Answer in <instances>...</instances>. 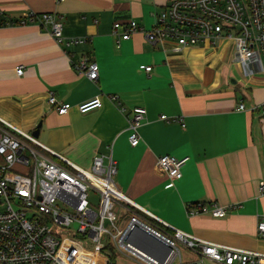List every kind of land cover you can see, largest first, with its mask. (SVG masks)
Returning <instances> with one entry per match:
<instances>
[{
	"label": "crops",
	"instance_id": "1",
	"mask_svg": "<svg viewBox=\"0 0 264 264\" xmlns=\"http://www.w3.org/2000/svg\"><path fill=\"white\" fill-rule=\"evenodd\" d=\"M167 2L0 0V14L7 19L18 20L28 11L52 12L61 17L65 37L86 39L66 46L37 22L0 24V117L31 134L42 122L36 138L83 168H91L97 154L105 156V163L112 155L115 180L129 204L157 216L163 222L145 212L165 229L264 252L257 230L264 212V118L253 110L261 103L256 92L264 73L246 74L238 62L231 66L230 43L177 49L173 40L149 41L142 30L118 42L114 22L135 19L150 28ZM85 54L99 64L97 80L74 67ZM142 64L153 68L146 71ZM232 78L237 82L229 87ZM239 89L249 94L239 97ZM51 92L59 102L72 104L66 113L48 101ZM95 96L103 105L80 112L78 105ZM242 100L245 109L238 107ZM137 105L147 113L138 126L140 142L132 145L129 122ZM0 126L7 127L2 121ZM42 152L62 161L56 153ZM163 154L189 156L180 178L160 169ZM212 201L235 207L223 216L189 211L190 202ZM122 206L124 221L132 212ZM96 264L145 263L121 253L111 262L104 253ZM174 264L221 263L182 246V260Z\"/></svg>",
	"mask_w": 264,
	"mask_h": 264
},
{
	"label": "built area",
	"instance_id": "2",
	"mask_svg": "<svg viewBox=\"0 0 264 264\" xmlns=\"http://www.w3.org/2000/svg\"><path fill=\"white\" fill-rule=\"evenodd\" d=\"M28 22H37L66 46L86 40L65 37L61 17L52 12L28 11L17 21L7 23ZM120 28L121 33L118 32ZM140 30L151 42L173 40L177 49L230 43L235 46V61L243 65L246 74L264 73V0H169L157 12L150 28L142 27L135 19L114 22L113 33L120 35L118 42ZM74 67L92 80L99 77V64L92 56H81L75 60ZM140 67L146 71L153 68L150 64ZM16 70L22 74L24 66L19 65ZM111 98L117 99V96ZM48 101L59 113H66L72 106L70 102H59L54 92L49 94ZM102 105L101 97L95 96L81 102L78 109L86 113ZM262 106L256 104L253 110ZM238 107L246 108L243 100ZM133 112L129 141L137 145L140 142L138 126L147 108L137 105ZM261 113L264 116V108ZM161 117L174 119L166 114ZM0 121L7 126H0V264H96L104 254L103 248L110 244L105 242L110 234L116 253L145 264L181 261L182 246L197 249L202 256L221 264H264V252L209 242L177 229L169 234L134 213L116 225L119 204L132 200L117 185V162L112 155L105 163V156L97 154L91 169L83 168L50 150L33 134L2 117ZM26 149L31 156L25 153ZM42 150L56 153L62 161L46 156ZM188 159L189 156L163 154L157 163L171 178L178 179ZM91 187L100 196L98 209L90 198ZM260 189L264 194V181ZM234 207L235 204L221 205L215 201L188 204L191 214L210 212L215 216L226 215ZM144 211L163 222L146 209ZM74 222L77 227H72ZM136 223L151 226L162 234L171 251L167 253V245L161 241L147 243L142 237L129 233ZM112 226L116 228L113 232ZM257 230L264 238V212Z\"/></svg>",
	"mask_w": 264,
	"mask_h": 264
},
{
	"label": "rangeland",
	"instance_id": "3",
	"mask_svg": "<svg viewBox=\"0 0 264 264\" xmlns=\"http://www.w3.org/2000/svg\"><path fill=\"white\" fill-rule=\"evenodd\" d=\"M235 46L233 45L232 46V51H231V54L229 55V60L228 62L230 63L231 66H234V63H236L235 61ZM230 85V86H229ZM228 86L229 87H234L236 84H233V83H230ZM239 92V97H242V96H246L249 94V90L248 89H242V90H238ZM256 95L259 97L261 103L260 104H257V105H264V84L260 86V88H258L257 92H256ZM264 107L262 106L259 110V112L262 111ZM264 118V116H263ZM258 123L260 124L259 122V119H258ZM25 153L28 154L29 156H31V152L29 149H26L25 150ZM16 167L18 168H22L21 166L17 165ZM87 169H91V168H87ZM90 198L92 199L93 202H95L96 206L95 208L98 209L97 205L100 201V196H99V193L94 189V188H90ZM122 205L126 208H122V209H126V212H132L131 214L129 215H132L133 213L138 215L139 217L147 220L149 223H151V225H153L154 227H158L159 229L163 230V231H166L167 233L171 234L173 232L165 229L164 227H162L158 222H156L155 220H153V218L149 215H147V213L145 212H142L140 210H137L136 208L132 207L129 203L127 202H122ZM122 206V207H123ZM125 211L124 210H117V218H116V221H115V224H121L122 223V220L123 218L125 217ZM78 224L77 222H74L72 224V227H77ZM112 232L116 230L115 226H112V228L110 229ZM111 234L105 239V242L108 241L110 244L112 243L111 241Z\"/></svg>",
	"mask_w": 264,
	"mask_h": 264
},
{
	"label": "water",
	"instance_id": "4",
	"mask_svg": "<svg viewBox=\"0 0 264 264\" xmlns=\"http://www.w3.org/2000/svg\"><path fill=\"white\" fill-rule=\"evenodd\" d=\"M231 82L236 83L237 80L235 78H232ZM41 125H42V122H39L37 127L33 131V135L35 137L39 136ZM129 233H131L132 235L135 234V237L136 236L142 237L141 239L147 243L161 241L162 243L167 245V253L169 251H171V248L169 247V243L167 241H165V237L162 234H160L158 231L153 229L151 226H148L146 224L136 223L130 228ZM134 243H136V242H134ZM144 249H146V247H144Z\"/></svg>",
	"mask_w": 264,
	"mask_h": 264
},
{
	"label": "trees",
	"instance_id": "5",
	"mask_svg": "<svg viewBox=\"0 0 264 264\" xmlns=\"http://www.w3.org/2000/svg\"><path fill=\"white\" fill-rule=\"evenodd\" d=\"M13 20V19H7V17H5L3 14H0V24H5L9 21ZM17 21V20H14ZM103 252L109 256V259L111 262H113V259L115 258V255L117 254L114 250V248L112 247L111 244H109L107 247L103 248Z\"/></svg>",
	"mask_w": 264,
	"mask_h": 264
}]
</instances>
